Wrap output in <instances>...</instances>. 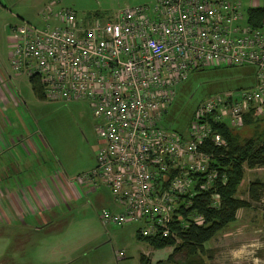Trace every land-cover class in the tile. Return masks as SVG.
<instances>
[{"label":"built area","instance_id":"2783aa9c","mask_svg":"<svg viewBox=\"0 0 264 264\" xmlns=\"http://www.w3.org/2000/svg\"><path fill=\"white\" fill-rule=\"evenodd\" d=\"M256 8L254 1L242 9L239 0H155L108 21L80 22L71 9L44 6L41 27L7 28L15 75L36 79L46 102L89 105L98 140L94 167L71 183L108 192L98 214L103 226L135 224L139 238L176 242L178 209L209 191L210 206L217 204L214 192L225 178L202 147L224 150L214 127L238 128L246 114L264 116V17L252 25L247 14ZM215 67H249L254 84L199 103L186 136L162 128L175 87L189 73ZM186 218L202 223L192 213Z\"/></svg>","mask_w":264,"mask_h":264},{"label":"rangeland","instance_id":"374dc122","mask_svg":"<svg viewBox=\"0 0 264 264\" xmlns=\"http://www.w3.org/2000/svg\"><path fill=\"white\" fill-rule=\"evenodd\" d=\"M239 1L242 9L250 1L257 7H264V0ZM154 2L0 0V67L6 68L11 78L21 77L8 67L6 26L29 24L41 27L43 22L39 12L44 6H50L54 11L71 9L80 22L93 19L103 22L126 7L151 6ZM19 80L10 87L15 97L5 104L4 127L0 128V196H11V190L31 186L29 182L46 170L37 167V162L45 161L54 173L64 170L68 177H81L93 169L98 146L86 101L46 102L32 94L25 77ZM253 84V71L249 67L195 70L175 87L173 103L160 125L186 136L192 113L199 103L214 95L251 88ZM237 131L244 133L243 137L249 135L248 130ZM255 179L264 180V168L244 171L238 195L244 198L248 182ZM80 192L79 206L72 203L54 210V216H46L50 223L38 231L33 229L34 223L27 217L25 226L19 222L0 221V264H139V256L151 250L145 240L135 237L139 226H103L98 214L100 208L109 204L108 192L103 188L84 187L82 183ZM0 203L1 207L2 200ZM240 217L245 228L236 219L205 243L211 254L204 264H264L263 209L254 204ZM170 251L169 247L152 249L145 257L153 264L165 260ZM118 254L122 256L118 257Z\"/></svg>","mask_w":264,"mask_h":264},{"label":"trees","instance_id":"16d2710c","mask_svg":"<svg viewBox=\"0 0 264 264\" xmlns=\"http://www.w3.org/2000/svg\"><path fill=\"white\" fill-rule=\"evenodd\" d=\"M247 14L249 23L257 25L258 21L264 17V7H258ZM28 82L32 94L42 99L41 87L37 80L29 78ZM214 129L224 139L226 149L213 148L209 142H206L201 150L212 154L213 160L210 161V167L225 178V183L217 186L214 192L218 196L217 204L210 206V191L199 193L189 200L187 209L182 207L178 209L180 217H183V222L181 224L174 223L172 226L176 242L159 238L143 239L154 250L164 247L171 248L165 260L156 261L153 264H204L211 254V250L205 248V243L232 223L238 210L249 209L256 204L264 211V180L255 179L248 182L246 200L240 199L238 195L244 171L264 168V116L252 117L250 114H246L242 118L241 127L229 128L226 125H221ZM237 129L248 130L249 135L243 137L244 133L238 132ZM186 200H188L187 197L179 196L181 203H186ZM187 213L200 216L202 223L195 225L186 218ZM135 237L142 240L138 237L137 230ZM139 264L152 263L140 255Z\"/></svg>","mask_w":264,"mask_h":264},{"label":"crops","instance_id":"0c3cea01","mask_svg":"<svg viewBox=\"0 0 264 264\" xmlns=\"http://www.w3.org/2000/svg\"><path fill=\"white\" fill-rule=\"evenodd\" d=\"M77 20L80 21L78 18ZM6 28L8 27L6 26ZM8 67L9 70H11L9 62ZM19 78L22 79V76H15L11 78V76L8 74V70H6L4 67H0V128L4 127L3 113L7 110L5 104H9V100L12 98V96L15 97L14 90H11L10 87L14 82H18ZM36 166H41V168L46 170L39 177H36L32 182H29L31 186H26L23 189L18 188L11 190V196L5 194L0 196V202L1 200L3 202L2 206L0 207V221H6L7 223L11 224H16L19 222L22 224V226H25V217H27L29 221L34 223L33 229L38 231L40 227L50 223V219L46 216H54V210L72 203L76 206L80 205V195H82V192H80V184H75L73 182L71 183L74 178L68 177L64 170L54 173L52 166L50 165L47 167L45 161L37 162ZM239 198L246 200L247 196L245 194L244 198H242V196H239ZM251 208L252 207L249 209H241L236 213L235 220L237 219V221L241 224L240 226H243L244 228L246 225H244L243 221H241L240 216L241 214L243 216L244 212L250 210ZM41 216L44 217L39 218ZM205 248L207 249V247ZM151 252L152 249H149L147 252H143L144 254L141 255L144 257L145 255L149 256Z\"/></svg>","mask_w":264,"mask_h":264}]
</instances>
